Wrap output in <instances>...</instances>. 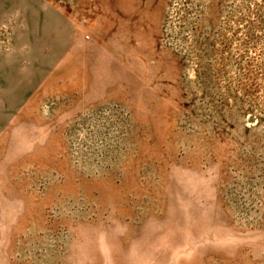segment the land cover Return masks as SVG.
Listing matches in <instances>:
<instances>
[{"label": "rangeland", "instance_id": "obj_1", "mask_svg": "<svg viewBox=\"0 0 264 264\" xmlns=\"http://www.w3.org/2000/svg\"><path fill=\"white\" fill-rule=\"evenodd\" d=\"M0 264H264V0H0Z\"/></svg>", "mask_w": 264, "mask_h": 264}]
</instances>
